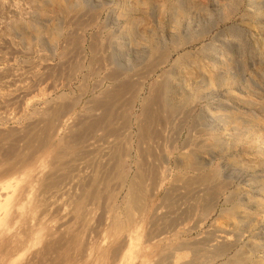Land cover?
Instances as JSON below:
<instances>
[{"label":"rangeland","instance_id":"1","mask_svg":"<svg viewBox=\"0 0 264 264\" xmlns=\"http://www.w3.org/2000/svg\"><path fill=\"white\" fill-rule=\"evenodd\" d=\"M65 4L77 6L60 12ZM150 35L175 50L154 71L147 68ZM114 67L143 87L133 107L120 108L129 111V125L123 127L119 115L118 134L87 131L85 142L61 148L59 141L104 113L98 102L116 83ZM165 71L172 72L170 99L179 110L168 124L155 126L154 138L141 142L136 123L143 121L142 99ZM58 107L65 111L55 116ZM48 124L55 129L50 144L28 150L29 138L44 136ZM120 149L127 152L118 168L114 154ZM193 151L203 165L199 171L185 163ZM22 155L41 166L32 178L24 173ZM0 169L2 183L13 182L0 191V264H121L129 238L115 235L114 217L126 218L128 183L140 171L147 173V195L143 212L136 213L141 225L134 228V254L176 239L212 244L225 233L237 241L211 264L238 254L246 257L236 264H264V0H0ZM118 169L128 182L110 175ZM213 170L218 181L202 185L198 178ZM97 179L103 196L87 199V218L77 217V201ZM45 181L53 184L49 190ZM231 208L235 219L228 217Z\"/></svg>","mask_w":264,"mask_h":264},{"label":"bare ground","instance_id":"2","mask_svg":"<svg viewBox=\"0 0 264 264\" xmlns=\"http://www.w3.org/2000/svg\"><path fill=\"white\" fill-rule=\"evenodd\" d=\"M59 1V0H58ZM143 1V0H142ZM168 1V0H167ZM68 2H70V1H68ZM75 3V2H74ZM145 3V2H144ZM143 3V4H144ZM166 3V2H165ZM63 4H64V2H63ZM71 5L72 4H65L63 7H61V9H60V12H62V10L64 11V10H70V9H76L75 7L77 6H75L74 8L73 7H71ZM171 5V4H170ZM169 5V6H170ZM82 6V5H81ZM81 6H80V8H78L77 10H80V9H82L81 8ZM168 6V7H169ZM83 7V6H82ZM176 10V9H175ZM72 11V10H71ZM186 11V10H185ZM65 12V11H64ZM60 14V13H59ZM76 14V13H75ZM179 15H181V14H179ZM181 17V16H180ZM181 21V20H180ZM190 21V20H189ZM179 22V21H178ZM172 34V33H171ZM157 39V38H156ZM154 37H153V35H150V37H149V40L148 41H150L151 43V53H152V57H151V59H150V61L147 63V68L148 69H150V71H154L156 68H159L161 65H163V64H165V63H167L169 60H170V57H171V54H172V52L173 51H175V50H173L172 52H171V50H166V49H164L163 48V46H162V44H161V42H158V40H156ZM161 41V40H160ZM79 43V42H78ZM177 44V43H176ZM175 46V45H174ZM179 46V45H178ZM95 47V46H94ZM97 47V46H96ZM179 47H176V48H174V49H178ZM96 49V48H95ZM150 51V50H149ZM146 52V51H145ZM196 55V54H195ZM198 56V55H197ZM102 57V56H101ZM98 59V58H97ZM97 61V60H96ZM99 61V60H98ZM113 61H111L110 63H112ZM118 66H121L120 64H117ZM115 66V65H114ZM117 66V67H118ZM93 67V66H92ZM117 67H114V68H117ZM122 67V66H121ZM121 67H119V68H121ZM123 68V67H122ZM121 68V70H123ZM175 68V67H174ZM94 69V68H93ZM92 69V70H93ZM121 70H118V68H117V70L116 69H114L113 71H112V69H111V73H110V77L114 80L113 82H116L115 83V85H114V87L112 88V89H110V90H108L106 93H105V96L103 97V99L100 101L99 100V104H98V107H102V108H104L103 110H105L104 111V113H102V115L101 116H98L97 118H94L93 117V119L92 120H89L90 122L89 123H86L85 122V124L82 126L81 125V127H83V129L80 131V132H78V133H75V134H73L72 135V137L70 138V136L68 137V139L67 140H63V141H59V146H63V147H65L66 146V150L67 151H70L71 150V148H74L75 147V145H77L78 143H76L75 145H71V143L73 142V143H75V142H85L86 141V139H87V136L90 134V133H88V135H87V131L88 132H94V134H95V132L97 131L98 132V130H102V131H105V135H108L109 137L110 136H113V135H116V134H118L119 132L118 131H120V129H119V127H117L116 126V122L115 121H117V117L119 116V115H121V117H123V119H124V121H125V123L123 124L124 126L123 127H127L128 125H129V118H130V116H128V112L129 111H127L126 113H121V111H120V108H122L123 107V105L125 106H128V104H130L132 107H133V104L137 101V99H138V97L140 96V93H141V91H142V84L141 83H139L138 81H136V80H134L132 77H133V75L132 76H130V74L128 75H125V71L122 73L121 72ZM119 71H120V73L123 75H125V76H122L120 73H119ZM148 71V70H147ZM146 71V72H147ZM173 71V70H172ZM95 72H96V70H95ZM175 72V71H174ZM195 72H196V70H195ZM178 73H180V72H178ZM138 75V74H137ZM212 76V78H214V75H213V73L211 74ZM216 75V74H215ZM171 76H172V72L171 71H165L164 72V75H163V78L157 83V85L156 86H153V89L150 91L151 92V94L149 95V96H147V97H144L142 100H143V111H142V114H143V116L144 117H142L143 119V121H142V123L140 124V126L138 125V122L136 123L137 124V126L139 127V139H140V141L142 142V141H145L146 139H150V138H154V132L155 131H153V129L155 130V126L156 125H166V124H168L171 120H172V117L174 116V114H176V110H179L178 108L176 109V107L174 106V105H172V103H171V99H170V97L172 98V97H174L173 95H174V93H175V88H174V86L171 84V80H173L172 78H171ZM210 77V79H212ZM217 77V76H216ZM215 77V78H216ZM214 78V79H215ZM171 79V80H170ZM213 79V80H214ZM217 79V78H216ZM212 81V80H211ZM177 89V88H176ZM185 93V92H184ZM187 93V92H186ZM185 93V94H186ZM129 96V98L128 97H126V96ZM180 96V95H179ZM187 97H188V94L186 95ZM125 97L126 98H128V101H127V99H125ZM181 97V96H180ZM184 97V96H183ZM182 97V98H183ZM71 98V97H70ZM184 99V98H183ZM188 99V98H187ZM187 99H185V100H187ZM126 102H125V101ZM65 102V101H64ZM71 102V101H70ZM61 103V102H60ZM126 103V104H125ZM100 105V106H99ZM52 106V105H51ZM63 105H61L60 106V108H64V107H62ZM130 106V108L132 109V107ZM54 107V106H53ZM90 107H92V106H90ZM89 107V108H90ZM130 108L128 109V110H130ZM62 110H64V109H62ZM61 109H59V107H58V109L57 110H55L54 112H55V114H53V115H57V116H59L60 115V112L62 111ZM69 109H67V111H68ZM65 111V110H64ZM179 112V111H178ZM67 113V112H66ZM48 114V113H47ZM59 114V115H58ZM94 114V113H93ZM42 115V114H41ZM49 117V116H48ZM120 116H119V118H121ZM51 119H53L52 117H50ZM88 118V117H87ZM118 118V119H119ZM47 119V118H46ZM60 120V119H59ZM88 120V119H87ZM175 120V119H174ZM51 121V120H50ZM50 121L48 122V123H50ZM53 121V120H52ZM86 121V120H85ZM123 121V122H124ZM138 121H139V119H138ZM53 123V122H52ZM56 123V122H55ZM81 124V123H80ZM170 125V124H169ZM60 126V125H59ZM35 127V126H34ZM54 127V126H53ZM58 127V126H57ZM61 127V126H60ZM52 129V124H48L47 126H45V129L43 130L44 131V133H45V135L44 136H40V133H35L34 135H29V136H31L30 138H29V140H28V143H27V148H28V150H30V151H37V150H39L40 148H41V146L43 147V144L45 145V143H47L48 145L50 144L49 142L52 140V136L53 135H55V134H53L52 133V131L54 132L55 131V129L54 130H51ZM80 130V128L78 129V131ZM31 131V130H30ZM42 131V132H43ZM61 131V130H60ZM58 132H59V130H58ZM8 133V132H7ZM74 133V132H73ZM123 132H121V134H122ZM10 134H11V132H10ZM13 134V133H12ZM11 134V135H12ZM60 134V133H59ZM93 134V135H94ZM7 135V137H10V135H8V134H6ZM61 135V134H60ZM124 135V134H123ZM125 136H127L126 138H128V135H126L125 134ZM237 137H239L238 135H237ZM54 138H56V137H54ZM53 138V139H54ZM59 138H62L63 139V137H59ZM58 138V139H59ZM90 138V137H89ZM130 138V137H129ZM126 139V140H128V141H130V139ZM242 138V137H241ZM118 139H119V137H118ZM239 139H240V137H239ZM238 139V140H239ZM105 140V139H104ZM117 140V139H116ZM120 140V139H119ZM214 140V139H213ZM235 141H238V140H236V139H234ZM242 139H240V141H241ZM27 141V140H26ZM121 141V140H120ZM123 141V140H122ZM121 141V142H122ZM200 141H202V140H200ZM204 141V140H203ZM234 141V142H235ZM108 142V141H107ZM124 142H125V139H124ZM211 142H215V141H212V139H211ZM61 143V144H60ZM116 143V142H115ZM118 143V142H117ZM116 143V144H117ZM129 143V142H128ZM128 143H124V144H128ZM47 144H46V146H47ZM119 144V143H118ZM117 144V145H118ZM200 144V143H199ZM207 144H208V142H207ZM214 144V143H213ZM90 145V144H89ZM215 145H217V143L216 144H214V146ZM219 145V144H218ZM62 146H61V148H62ZM127 147V146H126ZM199 147V146H198ZM207 147H208V145H207ZM212 147V146H211ZM46 148V147H45ZM57 149H59L58 147H56ZM197 148V147H196ZM44 149V148H43ZM47 149V148H46ZM64 149V148H63ZM63 149H60V150H62L63 151ZM199 149V148H198ZM200 149H203V145H201L200 146ZM199 149V150H200ZM74 150V149H73ZM98 150V149H97ZM124 150V149H123ZM123 150H115L116 152H115V154H114V158H117V160L116 161H118V164L117 165H119V167L118 168H120L121 167V160H122V158H124L125 156H124V154L127 152V149H126V151H125V153H124V151ZM129 150V149H128ZM194 150V149H193ZM54 151H56V152H54L55 153V157H58V156H60V155H62L63 156V152H61V151H57V150H54ZM95 151V150H94ZM111 151V150H110ZM201 151V150H200ZM12 153H14V154H16L15 156L17 157V155H19L18 154V152L14 149L13 151H12ZM21 153V152H20ZM42 153V152H41ZM83 153V152H82ZM85 153V152H84ZM90 153V152H89ZM33 155V153H31L30 152V155ZM38 154V153H37ZM66 154V153H65ZM98 154V153H97ZM35 155V154H34ZM67 155V154H66ZM185 155V154H184ZM24 156H26V155H22V157L20 158V159H22V162H24V163H26V165H25V168H24V173L25 174H27V175H31V176H29V177H31L32 178V175H33V173H35L34 171H36L37 170V168L38 167H41V166H38V167H36V168H34L33 167V160H35V159H33L32 161H30V162H32V164H27V161H26V159L28 158L27 156V158L26 159H23V157ZM38 156V155H37ZM65 156V155H64ZM90 156H92V155H90ZM89 156V157H90ZM124 156V157H123ZM197 152L196 151H193V152H190V153H188L186 156H185V163L186 164H188L189 166H192V167H194V169L196 168L198 171H199V169L201 168L202 169V167H203V165L200 163V161H198V158H197ZM11 157H12V154H11ZM10 157V158H11ZM40 157V156H39ZM42 157V156H41ZM66 157V156H65ZM96 157V156H95ZM9 158V154H8V159H10ZM15 158V157H14ZM30 158V157H29ZM63 157H59V159H62ZM97 158V157H96ZM16 159V158H15ZM42 159H43V157H42ZM58 159V158H57ZM66 159V158H65ZM85 159V158H84ZM183 159V160H184ZM4 160V159H3ZM7 160V159H6ZM39 160H41V159H39ZM63 160H64V158H63ZM98 160V159H97ZM124 160V159H123ZM182 160V159H181ZM2 161V160H1ZM21 161V160H20ZM29 161V160H28ZM43 160H41V162H42ZM60 161H62V160H60ZM60 161H59V163H60ZM65 161V160H64ZM112 161V160H111ZM110 161V162H111ZM39 162V161H38ZM40 162V163H41ZM63 162V161H62ZM66 162V161H65ZM74 162V161H73ZM146 162V161H145ZM35 163V162H34ZM56 163H57V161H56ZM11 164V163H10ZM42 164V163H41ZM40 164V165H41ZM63 164H65V163H63ZM97 164V163H96ZM109 164V163H108ZM125 164V163H124ZM142 164V163H141ZM140 164V165H141ZM57 164H55V166H56ZM115 165V164H114ZM122 165H123V163H122ZM147 165V164H146ZM202 165V166H201ZM58 166H59V164H58ZM61 166V165H60ZM54 167V166H53ZM123 167V166H122ZM144 167H146L145 165H144ZM150 167V166H149ZM34 168V169H33ZM182 168V167H181ZM206 168V167H205ZM41 169V168H40ZM138 169H140V168H138ZM142 169V168H141ZM140 169V170H141ZM145 169H147V167L145 168ZM145 169H143V170H145ZM150 169V168H149ZM148 169V170H149ZM1 170V169H0ZM95 171H96V169H94ZM112 170H113V168H112ZM151 170V169H150ZM156 170H158V169H156ZM155 170V171H156ZM114 171V170H113ZM139 171V170H138ZM21 172H22V170H21ZM58 172V171H57ZM109 172V171H108ZM107 172V173H108ZM115 173H117V176L116 177H118L119 179L121 178H123L124 179V181H123V179H122V183L124 182L125 183V181H126V179H127V176H126V172L125 171H123L122 169H118V171L116 172V170H115V172L114 173H111L110 174V172L108 173V174H110V175H112V174H114V177H115ZM149 173L151 174V171H149ZM156 173V172H155ZM158 173V172H157ZM201 173V172H200ZM204 173H206V172H204ZM7 176H9V177H11V175H13V166L12 167H9V169H6V173H5ZM128 174V173H127ZM145 174H147V173H144V171H140V173L138 174V176H136V178H134V179H130V181H129V183H128V191H127V198L126 199H128L127 201H126V212H125V216H126V218L125 219H123L122 217L120 218L119 216H121V215H119V213L118 214H116V217H114V220H115V218H116V220H115V222H114V225H115V230H113V232L115 233V235H120V234H124V235H126V236H128V238H126V239H128L129 240V248H126V250L124 251V252H126L124 255H123V257H122V260H121V264H133L132 262H133V260H136L137 258H139V261L136 263V264H211V263H214V262H216L218 259H220L221 257H223V256H225V255H227L229 252H230V250L234 247V241L235 240H231V237H228L225 233V235L223 234L222 236H221V238L218 240H216L215 242H211L212 244H210L209 243V241L207 242L205 239V241L203 242V241H201V242H199V243H195V244H186V243H181V242H178L177 241V235H175L176 237H175V241H170V243L169 244H167V245H162L163 243H159V244H157V245H155L154 247H152V245H151V248L149 249V250H146V249H144V251L142 252V253H140V254H134V249H135V247L137 246V244H136V240L139 238L138 237V231H139V228H137V229H134L135 228V226H139V224L140 223H138V222H136V213H138V212H140V211H142L143 209V203H144V200H145V195H147V193H146V185L144 184V182H145ZM4 175V174H3ZM94 175V174H93ZM97 175V174H96ZM95 175V176H96ZM48 176V175H47ZM199 176V175H198ZM218 176H219V172H217L216 170H213V171H211V172H207L206 174H204L203 176H200L199 178L198 177H196V178H198V180L200 181V182H202V185H203V183H206V184H208V183H214V182H217L218 180L217 179H219L218 178ZM23 177V176H22ZM28 177V176H27ZM67 177V176H66ZM115 177V178H116ZM149 177V176H148ZM175 177V176H174ZM177 177H179V176H177ZM106 179H105V183L106 182H108L109 183V179H111L112 178V176H111V178H110V176H108L107 175V177H105ZM118 178H116V179H118ZM184 178V177H183ZM193 178V177H192ZM195 178V177H194ZM193 178V179H194ZM118 179V180H119ZM121 179L119 180V181H121ZM189 179H191L190 177H189ZM217 180V181H214V180ZM11 180V179H10ZM23 180V179H22ZM33 180V179H32ZM113 180V179H112ZM111 180V181H112ZM156 180V179H155ZM174 180V179H173ZM192 180V179H191ZM27 181V180H26ZM25 181V182H26ZM28 181H30V180H28ZM96 182H95V185H94V183H93V187L91 186V188H93L90 192H88L87 190H88V188H86L85 189V195H83V197H82V199H79L78 201H77V209H78V213L76 212V214H77V217H83L84 215H83V211H84V209H86L87 208V206H86V204L88 205V203H86V200L87 199H94V200H96V201H98V199H99V197H101L100 195H102L101 193L103 192H101V189H99L98 187H99V184H98V182L97 181H100L99 179H97V180H95ZM110 181V182H111ZM117 181V180H116ZM186 181V180H185ZM4 182V181H3ZM46 182V181H45ZM126 182H128V181H126ZM0 191L2 192L3 190H5L6 189V187H8V186H12V184H13V182L12 181H6L5 183H2V181L0 180ZM26 183H28V182H26ZM107 183V184H108ZM123 183V184H124ZM175 183V182H174ZM190 182H188V185H187V187L188 186H190V184H189ZM20 184V183H19ZM30 184H31V182H30ZM96 184H98V185H96ZM176 184V183H175ZM205 184V186H207V187H209L208 185H206ZM21 185H23L24 186V184H21ZM89 185V184H88ZM87 185V186H88ZM111 185H112V183H111ZM195 184H193V186H194ZM200 185H201V183H200ZM217 185H218V183H217ZM10 186V187H11ZM17 187H18V185H16ZM23 186H21V187H23ZM45 186V188L47 189V188H49L50 186H53V184L50 182V181H48V183L46 182V184L44 185ZM108 186H110V183L108 184ZM123 186V185H122ZM186 186V185H185ZM13 187V186H12ZM89 187V186H88ZM15 188V187H14ZM14 188H12V191L14 190ZM44 188V189H45ZM52 188V187H51ZM90 188V187H89ZM101 188V187H100ZM104 188V187H103ZM190 188H191V186H190ZM18 189V188H17ZM17 189L15 190V191H17ZM45 189V190H46ZM189 189V188H188ZM192 189V188H191ZM216 189V188H215ZM215 189H213V190H215ZM47 190H49V189H47ZM99 190H100V194H99ZM109 190H111L110 189V187H109ZM11 191V192H12ZM19 191V190H18ZM172 191V190H171ZM174 191V190H173ZM191 191V190H190ZM208 191V190H207ZM9 192V191H8ZM20 192V191H19ZM110 193H111V197H113V192H111V191H109ZM21 193V192H20ZM87 194V195H86ZM118 194V193H117ZM110 195V194H109ZM211 195V194H210ZM99 196V197H98ZM103 196V195H102ZM171 196V195H170ZM212 196V195H211ZM110 197V198H111ZM172 197V196H171ZM79 198V197H78ZM167 198V197H166ZM101 199V198H100ZM174 199V198H173ZM75 201V200H74ZM169 201V200H168ZM174 201V200H173ZM175 201H176V199H175ZM88 202V201H87ZM95 202V201H94ZM99 202V201H98ZM98 202H96V203H98ZM167 202V201H166ZM170 202V201H169ZM205 202H206V200H205ZM174 203V202H173ZM206 204H208V203H206ZM23 205V204H22ZM170 205V204H169ZM35 206V205H34ZM74 206H76V205H74ZM23 207V206H22ZM86 207V208H85ZM209 207V206H208ZM76 208V207H75ZM25 209V208H24ZM192 209V208H191ZM203 209V208H202ZM87 210V209H86ZM85 210V211H86ZM77 211V210H76ZM85 211H84V213H85ZM124 211V210H123ZM187 211V210H186ZM203 211V210H202ZM227 211V210H226ZM114 212V211H113ZM143 212V211H142ZM188 212V211H187ZM186 212V213H187ZM228 217L230 218V217H233L234 219H235V217H236V214H237V210L235 209V208H231L228 212ZM86 214V213H85ZM239 214V213H238ZM79 215V216H78ZM123 215H124V213H123ZM144 215V214H143ZM226 216V217H227ZM238 216V215H237ZM245 216V215H244ZM84 217H86V216H84ZM83 217V218H84ZM142 217V216H141ZM179 217V216H178ZM177 217V218H178ZM239 217V216H238ZM237 217V218H238ZM243 217V216H242ZM246 217V216H245ZM18 218V217H17ZM82 218V219H83ZM87 218V217H86ZM228 218V219H229ZM80 220H81V218H79ZM179 219H181V218H179ZM231 219V218H230ZM0 220H1V218H0ZM3 220V219H2ZM141 220V219H140ZM143 220V219H142ZM141 220V221H142ZM250 220V219H249ZM11 221V220H10ZM15 221V220H14ZM177 221V220H176ZM235 221V220H234ZM239 221V219L237 220V221H235V222H238ZM240 221H241V219H240ZM172 222V221H171ZM174 222V221H173ZM178 222V221H177ZM231 222H232V220H231ZM23 224V223H22ZM235 224H237V223H235ZM141 225V224H140ZM143 226V225H142ZM236 227V226H235ZM238 227V226H237ZM142 228V227H141ZM156 231V230H155ZM225 231V230H224ZM162 232V231H161ZM160 232V233H161ZM180 233V232H179ZM161 234H163V232L161 233ZM165 234V233H164ZM233 234V233H232ZM152 235V234H151ZM236 236V235H235ZM155 237V236H154ZM141 238V237H140ZM152 238V237H151ZM237 238V237H236ZM78 239V238H77ZM124 239H125V237H124ZM179 239V238H178ZM210 239V238H209ZM233 239V238H232ZM70 240H72L71 238H70ZM172 240V239H171ZM125 241V240H124ZM138 241V240H137ZM213 241V240H212ZM237 241V240H236ZM235 241V242H236ZM167 243V242H166ZM190 243V242H189ZM154 245V244H153ZM48 246V245H47ZM122 246V245H121ZM124 247V246H123ZM52 249V248H51ZM65 249V248H64ZM139 253V252H138ZM135 255V256H134ZM133 256V257H132ZM246 257V256H245ZM244 256H242V254L241 255H236V257H234L233 259H230V260H228L227 261V263H225V264H236L237 262H240V261H242L244 258H245ZM228 258V257H227ZM242 263V262H241Z\"/></svg>","mask_w":264,"mask_h":264}]
</instances>
